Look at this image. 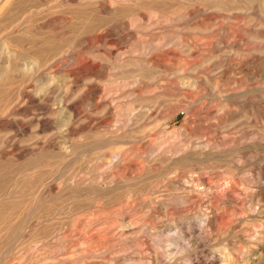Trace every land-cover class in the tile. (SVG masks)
<instances>
[{
    "label": "rangeland",
    "instance_id": "obj_1",
    "mask_svg": "<svg viewBox=\"0 0 264 264\" xmlns=\"http://www.w3.org/2000/svg\"><path fill=\"white\" fill-rule=\"evenodd\" d=\"M0 264H264V0H0Z\"/></svg>",
    "mask_w": 264,
    "mask_h": 264
},
{
    "label": "bare ground",
    "instance_id": "obj_2",
    "mask_svg": "<svg viewBox=\"0 0 264 264\" xmlns=\"http://www.w3.org/2000/svg\"><path fill=\"white\" fill-rule=\"evenodd\" d=\"M192 207V206H191ZM164 211V210H163ZM170 212V211H169ZM158 214V213H157ZM88 225V224H87ZM121 230V229H120Z\"/></svg>",
    "mask_w": 264,
    "mask_h": 264
}]
</instances>
